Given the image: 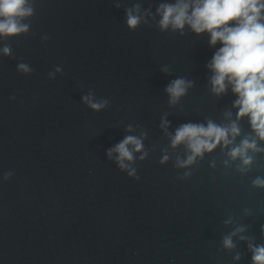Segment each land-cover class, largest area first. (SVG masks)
Returning <instances> with one entry per match:
<instances>
[{
  "label": "water",
  "instance_id": "95a60500",
  "mask_svg": "<svg viewBox=\"0 0 264 264\" xmlns=\"http://www.w3.org/2000/svg\"><path fill=\"white\" fill-rule=\"evenodd\" d=\"M162 2L174 0H31L29 32L0 39L12 48L0 52V264H252L249 243L264 244V187L253 185L264 151L249 150L247 167L228 153L264 141L236 119L231 86L211 92L206 65L222 45L187 26L161 31ZM135 3L152 15L133 31L125 8ZM181 77L193 86L170 105L165 88ZM89 92L109 107L94 112ZM209 120L236 121L240 134L179 167L191 152L170 137ZM141 133L147 156L134 154L129 176L107 151Z\"/></svg>",
  "mask_w": 264,
  "mask_h": 264
},
{
  "label": "clouds",
  "instance_id": "9594fccd",
  "mask_svg": "<svg viewBox=\"0 0 264 264\" xmlns=\"http://www.w3.org/2000/svg\"><path fill=\"white\" fill-rule=\"evenodd\" d=\"M141 8L140 3L125 8L129 30L134 31L142 22L147 23L144 17L152 15L150 9L141 13ZM34 11L31 0H0V39L8 40L26 35L30 25L25 21L34 15ZM155 15L160 17L158 26L161 31L171 28L183 34L187 26L196 35L207 33L211 47H215L218 42L222 45L206 65L212 73L209 80L211 92L220 96L231 86L232 93L237 97L233 102V107L238 110L236 119L247 117L256 137L264 141V0H174L160 3ZM0 52L10 56L12 48L5 44L0 48ZM17 68L25 74L32 71L25 63H19ZM55 71L61 72L62 68L57 67ZM162 71L167 72L168 68L164 67ZM54 75L55 73H49L52 78ZM192 86L193 81L182 77L171 81L165 88L169 104H177ZM82 100L94 112H100L110 104L108 99H96L93 92L84 95ZM227 115L231 116V113ZM168 124L166 117H162L161 127L166 130ZM127 131H133L131 125ZM239 134L240 128L236 121L228 126L217 125L211 120L206 126L183 124L170 137L171 146L175 148L186 144L191 155L186 160H178L177 165L187 167L194 163L197 156L211 152L221 143L224 146L231 145ZM145 135L146 133H141L140 137L127 135L107 151L110 159L115 154L119 168L126 170L129 176L136 174V170L130 166L135 159L134 154L143 152L141 160L147 156V152L143 151L142 137ZM249 150L264 151V148H259L255 139L245 138L238 146L231 148L228 155L233 160L239 158L242 165L247 167L252 163V157L248 155ZM167 160L168 156L165 155L161 163ZM253 185L264 187V178L257 177ZM244 231L245 228L241 226L225 236L223 247L233 249L235 245L232 236ZM241 239L246 237L242 236ZM248 248L252 253V264H264V244L249 243ZM240 258L239 253L234 257L236 260Z\"/></svg>",
  "mask_w": 264,
  "mask_h": 264
}]
</instances>
